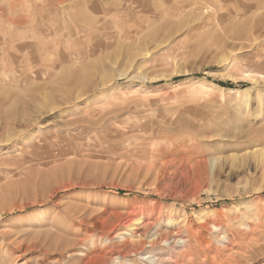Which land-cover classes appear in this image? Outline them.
<instances>
[{"label":"rangeland","instance_id":"rangeland-1","mask_svg":"<svg viewBox=\"0 0 264 264\" xmlns=\"http://www.w3.org/2000/svg\"><path fill=\"white\" fill-rule=\"evenodd\" d=\"M259 25L264 0H0V264H264Z\"/></svg>","mask_w":264,"mask_h":264},{"label":"bare ground","instance_id":"bare-ground-1","mask_svg":"<svg viewBox=\"0 0 264 264\" xmlns=\"http://www.w3.org/2000/svg\"><path fill=\"white\" fill-rule=\"evenodd\" d=\"M59 2V1H58ZM128 14V13H127ZM128 15H131V14H128ZM139 16V15H138ZM121 21V20H120ZM141 23H142V21H141ZM142 28V27H141ZM264 32V25H259V26H257V28H256V32L258 33V34H261L260 32ZM132 33V31H131V27L129 28V29H127L126 30V32L124 33L125 34V36H128V35H130ZM241 34H243V33H241ZM244 35V34H243ZM240 38H244L245 36H239ZM254 39H256V38H254ZM256 109V108H255ZM255 114V113H254ZM257 116V115H256ZM147 127V126H146ZM150 128V127H149ZM150 129H152V128H150ZM164 130H165V128H160V129H156L155 131H154V134H153V136H155V137H157L159 134H160V132H164ZM165 134V133H164ZM60 135V134H59ZM162 135V134H161ZM166 135V134H165ZM176 135H171V136H169V137H175ZM178 136V135H177ZM182 136V135H181ZM129 137V136H128ZM180 137V136H179ZM159 138V137H158ZM177 137H175V139H176ZM159 139H161V138H159ZM156 140V139H155ZM164 140V139H163ZM162 140V141H163ZM169 140H171V139H166V141L165 142H169ZM174 139H172V141H173ZM153 141H154V139H153ZM55 142H57V141H55ZM157 142V141H156ZM159 142V141H158ZM177 142V141H176ZM175 142V143H176ZM177 144V143H176ZM164 147V146H163ZM223 226V225H222ZM229 227V226H228ZM217 229V228H216ZM215 231V230H214ZM219 232V231H218ZM216 233V232H215ZM158 235V234H157ZM162 235V234H161ZM177 235V234H176ZM159 236V235H158ZM167 236L168 235H166V236H161V240H160V238L159 237H157V238H159V240H160V242L161 243H163V244H165V243H167L168 244V239H167ZM219 237V236H218ZM178 238V237H177ZM173 240V239H172ZM181 240V239H180ZM221 241V240H220ZM159 241H152L151 242V244L150 245H157L158 243H160ZM176 242V241H175ZM170 244V243H169ZM168 244V245H169ZM160 245V244H159ZM129 247V246H128ZM127 247V248H128ZM180 247V246H179ZM171 248H173V247H171ZM218 249V248H217ZM215 250V249H214ZM216 251V250H215ZM205 252V251H204ZM207 252V251H206ZM219 255V254H218ZM147 257V256H146ZM229 258V257H228ZM168 261V260H167ZM160 262V261H159ZM165 262V261H164ZM210 262V261H209ZM161 263V262H160ZM91 264H95V262H92ZM150 264V263H149ZM159 264V263H158ZM170 264V263H169ZM211 264V263H210Z\"/></svg>","mask_w":264,"mask_h":264},{"label":"trees","instance_id":"trees-1","mask_svg":"<svg viewBox=\"0 0 264 264\" xmlns=\"http://www.w3.org/2000/svg\"><path fill=\"white\" fill-rule=\"evenodd\" d=\"M221 86L225 87L224 85H221Z\"/></svg>","mask_w":264,"mask_h":264}]
</instances>
